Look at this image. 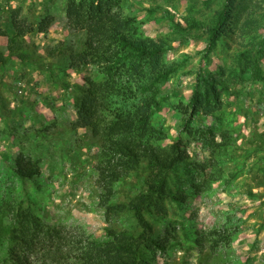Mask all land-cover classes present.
<instances>
[{
  "label": "rangeland",
  "instance_id": "obj_1",
  "mask_svg": "<svg viewBox=\"0 0 264 264\" xmlns=\"http://www.w3.org/2000/svg\"><path fill=\"white\" fill-rule=\"evenodd\" d=\"M225 3L231 17L207 48L209 32L203 27L213 24ZM65 9L66 0H0V29L9 33L12 16L34 24L54 16L48 32L25 37L37 55L35 64L9 58L0 65V91L12 109L11 118H0V264H9L10 202L31 207L45 222L81 228L91 239H101L108 225L94 169L100 142L90 128L70 126L77 117V87L105 78L96 66L70 67L86 33L66 28ZM123 12L133 17L142 36L172 47L159 60L174 64L175 71L154 87L156 104L149 112L127 117L123 112L132 101L117 100L112 117L124 119L120 129L127 142L149 138L172 149L180 137L189 154L173 175L174 184L188 192L185 202L168 203L166 219L154 222L155 234L173 245L153 254L150 264H264V80L255 79L250 66L255 62L264 69V0H124ZM186 15L205 25L179 30L175 21ZM6 43L0 36V47ZM199 70L221 83L222 103L210 113L201 109L190 123L194 132L188 133L184 117L191 113ZM198 127L215 129L206 134L219 144L213 153L204 150ZM201 159H210L218 179L194 194L189 190L194 176L186 168ZM24 162H33L38 174L21 178L17 168ZM137 188L134 177L116 184L113 201H126ZM111 225L131 228L132 221L123 214Z\"/></svg>",
  "mask_w": 264,
  "mask_h": 264
},
{
  "label": "trees",
  "instance_id": "obj_2",
  "mask_svg": "<svg viewBox=\"0 0 264 264\" xmlns=\"http://www.w3.org/2000/svg\"><path fill=\"white\" fill-rule=\"evenodd\" d=\"M123 4L124 0H66L65 9L66 28L86 33L84 48L72 55L70 67L96 66L105 78L99 82L87 79L77 87V117L70 123L72 129L90 128L100 142L94 169L101 189L100 207L108 224L104 235L101 239H91L81 228L45 222L31 207L10 202L7 205L11 219L9 264H150L153 254L173 245L167 236L155 234L154 222L166 219L168 203L185 202L188 192L174 184L173 175L179 165L187 164L189 154L180 137L175 139L172 149L152 143L149 138L140 143L127 142L120 129L124 119L112 117L117 100L132 101L131 107L123 112L127 117L138 118L150 111L156 104L154 87L175 71L174 64H161L159 60L172 47L142 36L133 17L123 12ZM231 12L230 4L225 3L210 26L203 27L202 21L187 15L175 24L179 30L206 28L207 48H210L222 34ZM53 22L52 15L36 24L12 16V31L0 29V36L7 38L5 47H0V65H5L9 58L35 64L37 55L29 51L25 37L34 32H48ZM250 66L253 77L264 80V69L255 62ZM219 86L221 83L216 77H206L198 71L189 102L191 113L184 117V129L188 133L194 132L190 123L201 109L210 113L215 105L222 103V86ZM11 116L10 99L0 91V118L7 121ZM195 131L198 139L204 141V150L213 153L219 144L206 134L213 135L215 129L198 127ZM209 165L210 159H201L186 168L194 176L189 189L194 194L209 190L218 179L217 171H211ZM38 170L33 162H24L19 163L17 174L32 178ZM131 177L139 183L138 192L126 201H113L118 194L116 184L127 182ZM123 214L132 221L131 228L112 226L111 221ZM173 240L180 244L175 237Z\"/></svg>",
  "mask_w": 264,
  "mask_h": 264
}]
</instances>
